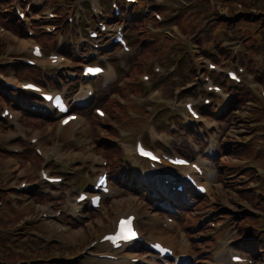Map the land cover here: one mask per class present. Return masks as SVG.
<instances>
[{
	"label": "rangeland",
	"instance_id": "rangeland-1",
	"mask_svg": "<svg viewBox=\"0 0 264 264\" xmlns=\"http://www.w3.org/2000/svg\"><path fill=\"white\" fill-rule=\"evenodd\" d=\"M106 2H109V0H103L102 1V5L104 6L103 8L105 9V11H108V4ZM168 3H170V0L167 1ZM176 2V3H175ZM175 3V4H174ZM180 2L178 0H173L172 1V5L173 8H177V5ZM191 3V0H187V5H189ZM243 7L237 8V9H233V12L241 10L243 11ZM248 12V11H247ZM169 17L173 16V12H170ZM234 16V15H232ZM258 16H260L259 19H261V16H264L263 14H258ZM241 18H247V16L245 15H239L238 18L233 19L231 22L229 19H224V21L226 23L229 24H236L238 20H240ZM240 31V36H238L237 31ZM237 31L233 30L231 31V33H229L231 36H236V37H240V38H244L247 37L248 39H246V41L249 43V49L248 52L249 54L252 56L253 53L250 52V50L254 51V46H250L252 43H255L259 48V52H260V57H258L257 61H258V66L263 67L264 69V60H262L261 58L264 57V47L262 44V41L257 40L256 38L253 39V37L251 38L249 35H252L253 30L251 28H249V25L245 22H240L239 25L237 26ZM227 36H230V35ZM256 37V36H255ZM17 39H10L8 40V42H6V50L10 49L13 50V52H18L21 53L23 52V50L26 49V43L24 42H17ZM66 42H69V38L65 37ZM162 41V40H160ZM79 44V39L78 37L75 39V45L74 47ZM161 49H163V47H161ZM9 51V50H8ZM119 55H121V53H119ZM170 57H173L176 60V64L178 65L180 59H181V55L178 52L176 54L175 51H172L170 54ZM165 57L164 53L159 54L158 56L155 57V62H160L161 58ZM185 59V63L189 62V57L186 59V57H184ZM123 64H125V60H123ZM242 64V63H241ZM239 63L236 62L234 67H238ZM183 67H186V65H183ZM243 67L244 73H243V77L246 80L247 79V84H250V86L253 87H257V85H255L253 79L248 78L247 76V71L248 68L245 66H241ZM237 69V68H236ZM185 68H183V72H184ZM168 71V70H167ZM166 79V74H161V75H155V79H152L151 84L156 83L157 81L159 82H163ZM105 80L109 81L107 78H105ZM106 82H99V84L96 82H94V86L95 88L98 87L100 88L101 92H102V88L105 87L104 84ZM161 87L162 85L159 84ZM190 86H186L183 87V85H170V86H166V84L163 86V88L159 89L156 87L155 84V88H157V93H158V98L159 97H166L169 98L171 95V92L173 90L176 89V91L178 92H186L189 90ZM205 87V85L203 84V86H201L199 89L203 90V88ZM246 87V86H245ZM194 89V87H192V90ZM257 94H261L262 93V89L256 92ZM157 98V97H156ZM218 99V97H216ZM77 100H79L78 102H84L86 101V97H78ZM216 103H219V100H215ZM157 105L155 103V114L152 115L150 117V119L148 120L146 117V125L148 123H154L156 124L157 120H161L160 119V115L157 117L156 121H155V116L157 113ZM136 112L135 115L137 116L135 118L134 121L136 122H142L144 121V114H142V112L136 107ZM242 115H245V113H243ZM212 123L211 120H209L208 122V126H210V124ZM157 124H159L157 122ZM173 125V123H171ZM80 126V125H78ZM74 130V128H73ZM76 130L79 131V128H77ZM142 131V130H141ZM249 130L244 129L243 127L239 126L238 123H233V124H223L221 126V128L217 129L216 131H214L215 133H211L210 134V138L208 140V142L205 144V146L202 148L199 145H196L195 147H192L193 150L198 151V150H203L204 155H210L211 157H214V159L216 160L215 163L213 164L211 161H207L203 158V156L201 157V155H197L196 156V161L199 162L205 170V182L208 183L209 186V193H220L222 194V199L221 202H217L220 204L217 205H221L223 206L224 210L221 211V217L220 218V214H218V220L220 225V235L217 236L218 241L216 242L214 239V234H206V231H204V235L205 237H201V235L199 234L200 232H196L193 229L190 228V230L185 229L186 225H191V224H195L196 221H198L200 218H202L204 215H207L208 212H205V210L207 209L205 206L202 208H197V210L194 213H190L191 217H182L180 221V223L178 225H169L168 227L163 226V221L164 218L160 217L158 214L153 213L151 210H148L146 205L143 207V209H145V214L141 215L140 217V222L138 223H143V221L146 222H152L151 223H146L147 225H143L141 224L140 229L143 233L147 234V236L151 239V241H154L155 239H160L163 240L166 244H171V245H177L179 248V252H181L182 254H184V256L181 259V262L184 263L188 258H187V254L191 255L193 258L192 259H202V261H204L207 264H232L231 263V256L233 254H236L239 252V249H237L239 246L235 244L230 245L229 241L232 238H236V236H245V235H249V237H253V236H257V240L259 242H264V233H260V231L264 232V188L262 185H259V181L255 180L257 177H253V173L249 172L248 166L249 163H245V159L241 158L242 161H244V164H237L236 167L232 168V169H227V171L233 172L235 174V176H240L245 174V176L243 178H238V182L234 183V186L232 187L234 189V191L236 192H232L229 191L230 194H228L226 192V185H229V183H226V179H221L219 177V170L221 168L226 169L227 166H230L234 163V156H232V158H228L226 160L223 161V163H221V161L219 160L220 157H222L221 155V146L220 144L214 142L215 140L218 141L219 143L223 141V139H229V140H237L239 137V133H241V136H248V134L246 132H248ZM140 133V132H139ZM164 136V137H163ZM161 141L165 142L164 144L169 146V141L170 138L167 136V134L164 132ZM249 139V138H248ZM175 140V139H174ZM173 140V141H174ZM189 141V138L188 140ZM48 142V138L44 137V143ZM43 143V141H42ZM84 143V144H83ZM233 144V143H232ZM85 142L83 140L80 141V149H84L85 147ZM124 146L128 147V148H133L134 147V142L130 141L128 144L125 142L123 144ZM233 146V145H232ZM241 147L247 148L249 149L250 147H255L256 143H254V141L252 139H250V141L244 145H239ZM262 147L264 150V139L262 140ZM45 149L47 151H50L49 147H45ZM63 152H67V151H63ZM82 157V158H79ZM92 157V161L97 163V157H95L94 155L91 156ZM90 157V158H91ZM74 160H79L83 163L86 162V158L83 157V155L80 152H77L76 155L73 156ZM256 161L260 164V167L258 166V169L261 168L262 170V176L264 177V154L263 155H256L255 157ZM237 161L239 159H236ZM146 167L144 168V170L146 171ZM257 169V170H258ZM76 170V169H75ZM261 170H258L259 172H261ZM81 172V170H77V174H79ZM255 175V173H254ZM178 177V175H176ZM176 176H173L176 177ZM230 178V177H229ZM228 180H233L235 179V177H232L231 179ZM251 182V184H250ZM224 184V186H223ZM228 191V190H227ZM260 194V195H259ZM185 200L186 197L184 198H178L179 201ZM233 199V202H232ZM206 200V199H203ZM222 206H219L222 207ZM141 207V205L139 206ZM218 208V209H219ZM182 210H186L187 208L183 207ZM192 210V209H191ZM189 210V211H191ZM230 210V211H229ZM230 213L232 215H230ZM236 214L239 218L235 217L234 214ZM2 213L0 212V218H2ZM149 216V218H145V216ZM215 216V215H214ZM227 216V217H224ZM224 217V218H223ZM220 220L222 221H226V223L223 225L222 222H220ZM237 226V228L232 229L231 226L235 225ZM155 225L160 226V230L158 229V227H156ZM51 226V225H50ZM151 226V227H150ZM238 226L240 228H238ZM52 228V226H51ZM54 230V228H52ZM181 229V230H180ZM255 229V230H254ZM89 233H85L81 236V240H86L88 238V236L90 235V231L87 230ZM102 232V231H101ZM100 232V233H101ZM207 235V236H206ZM191 236L196 237L197 240H192ZM50 237V236H49ZM63 238H66V236L64 234H62ZM195 239V238H193ZM244 247H247L249 249H253L255 247L254 245V240L253 241H245L242 242ZM239 244V242L237 243ZM240 245V244H239ZM237 246V247H236ZM107 245H103L101 246V250L106 251V253L108 252L107 250ZM135 250V249H132ZM255 250V248L253 249ZM144 254V259H146V257H149L148 260L149 262H152L151 264L155 263V259H153L151 256L147 255V252H145L144 249L141 250ZM127 252V251H125ZM124 252V253H125ZM128 255H126L127 257ZM140 256V255H139ZM195 256V257H194ZM259 258H263L264 259V252L261 255V257ZM261 259L260 262L258 264H264V260ZM127 261V260H125ZM104 261L100 260V259H96V258H88L84 261V264H105L103 263Z\"/></svg>",
	"mask_w": 264,
	"mask_h": 264
},
{
	"label": "trees",
	"instance_id": "trees-1",
	"mask_svg": "<svg viewBox=\"0 0 264 264\" xmlns=\"http://www.w3.org/2000/svg\"><path fill=\"white\" fill-rule=\"evenodd\" d=\"M263 3H264V0H262ZM228 14L229 16H232L234 14L233 12V9H237V8H240V7H243V15L247 16V18H241L240 20L237 21V26L239 25L240 22H245L249 25V28H251L253 30V33L252 35H249L251 38L253 37V39H257L258 40V37H255L256 36V33L254 31V27L257 25V24H262L264 23V19L261 18L260 20L256 21L255 23H253L251 21V17L252 15L248 16L246 13L247 11L252 12V10L254 9L255 5L249 1V0H228ZM241 11V10H240ZM263 11H264V5H263ZM0 19L5 21L6 19L9 20V22L11 21L10 20V16L9 15H6V14H3V15H0ZM181 22H184L183 19H181ZM224 24H226V22H224ZM186 28V27H185ZM24 33H22L23 35ZM215 29L213 30L211 36H210V41H214L215 42ZM244 38H247V37H244ZM248 39V38H247ZM138 40L141 42V38H138ZM247 44H249L247 41H246V46ZM250 46H254V51L256 53L259 52L260 48L255 44V43H252ZM216 47H219L218 43H216ZM249 49V47L247 48ZM157 46L155 44H150V42L148 40L145 41V43L143 44V47H142V53L145 57H149L151 55H154L156 52H157ZM221 51V50H220ZM73 53V51H71ZM251 63V68L255 71L256 70V67H255V63H253L252 61H250ZM138 70H141V67L138 68ZM136 90V91H139L140 90V87L139 86H128L125 88V90H122L121 92H125L126 90ZM116 90V89H115ZM245 91V93L243 92L242 95L238 98L237 101H235L234 105L235 104H239V106H242L243 104L245 105L244 101H245V97L248 96L247 98L249 99H255L254 96H252L251 94L247 93ZM0 100L3 101L4 100V97H1L0 96ZM97 105H103L105 106L106 108L110 109L111 107H114V106H118L117 102H114V101H111L109 99L108 96H105V97H101L100 99L97 100ZM35 118H38L41 122H44V118L41 117V116H35ZM116 118V117H115ZM93 120L95 122H98L97 119L93 118ZM38 122V121H37ZM228 146L225 148L226 150V154L227 155H231V156H234L235 159H241V158H250V157H253L255 156L256 152L254 150L253 147H250L249 149L247 148H244V147H241L239 146L237 143L234 144L233 146H231V144L227 143ZM107 150V153L109 154V156L111 157L112 161H115L116 158L118 157L117 154H116V151L112 148V146L110 147L108 145V147L106 148ZM116 154V155H115ZM262 154V153H261ZM237 164L233 163L232 165L230 166H227L226 169H232L234 167H236ZM230 171H228L227 173H229ZM202 206L198 207L199 208H202ZM191 229L192 226H190ZM3 246V245H2ZM4 248V247H3ZM4 253L6 254V249L4 248ZM22 256L20 255H17V254H11V255H8L7 256V259L12 262V263H15L17 262L19 259H21Z\"/></svg>",
	"mask_w": 264,
	"mask_h": 264
},
{
	"label": "snow or ice",
	"instance_id": "snow-or-ice-1",
	"mask_svg": "<svg viewBox=\"0 0 264 264\" xmlns=\"http://www.w3.org/2000/svg\"><path fill=\"white\" fill-rule=\"evenodd\" d=\"M90 71H92V70H90ZM96 71H98V70H96ZM49 99H51V97Z\"/></svg>",
	"mask_w": 264,
	"mask_h": 264
}]
</instances>
